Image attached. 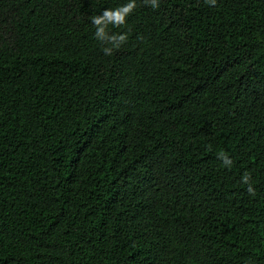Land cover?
I'll list each match as a JSON object with an SVG mask.
<instances>
[{"label":"trees","instance_id":"1","mask_svg":"<svg viewBox=\"0 0 264 264\" xmlns=\"http://www.w3.org/2000/svg\"><path fill=\"white\" fill-rule=\"evenodd\" d=\"M127 2L0 0V264H264V0Z\"/></svg>","mask_w":264,"mask_h":264},{"label":"clouds","instance_id":"2","mask_svg":"<svg viewBox=\"0 0 264 264\" xmlns=\"http://www.w3.org/2000/svg\"><path fill=\"white\" fill-rule=\"evenodd\" d=\"M206 2L212 5L216 4V0H206ZM144 3L150 5L153 9L160 7L159 0H144ZM136 7L137 0H128L125 4L115 8H106L102 13L91 17L95 28L94 37L100 42L105 56H112L114 51L119 50L128 40V32L113 33L110 30V26L118 28L125 25L127 17L133 13ZM217 158L222 161L223 166L231 169L233 161L227 153L220 151L217 153ZM241 182L246 185L247 193L255 197L256 189L253 186L250 172L243 174Z\"/></svg>","mask_w":264,"mask_h":264}]
</instances>
